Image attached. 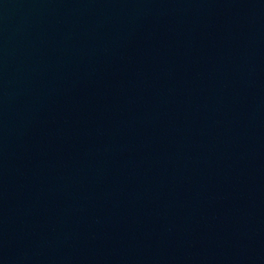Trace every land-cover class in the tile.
I'll return each mask as SVG.
<instances>
[{
	"label": "water",
	"instance_id": "water-1",
	"mask_svg": "<svg viewBox=\"0 0 264 264\" xmlns=\"http://www.w3.org/2000/svg\"><path fill=\"white\" fill-rule=\"evenodd\" d=\"M0 264H264V0H0Z\"/></svg>",
	"mask_w": 264,
	"mask_h": 264
}]
</instances>
